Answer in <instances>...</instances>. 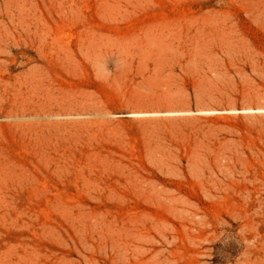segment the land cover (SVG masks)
I'll return each mask as SVG.
<instances>
[{
  "label": "rangeland",
  "instance_id": "obj_1",
  "mask_svg": "<svg viewBox=\"0 0 264 264\" xmlns=\"http://www.w3.org/2000/svg\"><path fill=\"white\" fill-rule=\"evenodd\" d=\"M0 264H264V0H0Z\"/></svg>",
  "mask_w": 264,
  "mask_h": 264
}]
</instances>
